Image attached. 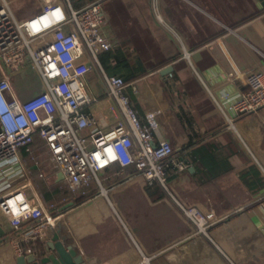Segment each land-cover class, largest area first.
Returning <instances> with one entry per match:
<instances>
[{"label": "crops", "instance_id": "obj_1", "mask_svg": "<svg viewBox=\"0 0 264 264\" xmlns=\"http://www.w3.org/2000/svg\"><path fill=\"white\" fill-rule=\"evenodd\" d=\"M101 1L104 31L129 55L108 63L119 74L136 68L126 81L137 87H127L129 99L152 139H167L186 168L169 172L163 187L140 174L124 179L116 163L98 175L105 193L95 179L72 190L34 135L19 148L20 160L0 168V194L29 181L25 194L58 218L22 242V263L0 219V264H45L54 233L77 264H264V212L252 207L264 197V108L236 115L229 107L243 89L231 75L264 72V7L257 0ZM95 80L96 68L85 82L101 96L103 82ZM14 90L20 99L39 91ZM100 200L104 207H95ZM181 205L213 206L224 219L199 232Z\"/></svg>", "mask_w": 264, "mask_h": 264}, {"label": "built area", "instance_id": "obj_2", "mask_svg": "<svg viewBox=\"0 0 264 264\" xmlns=\"http://www.w3.org/2000/svg\"><path fill=\"white\" fill-rule=\"evenodd\" d=\"M14 0H0V168L18 161L19 148L43 140L50 164L62 171L69 187L78 190L95 179L100 191L106 186L99 173L119 164L124 179L142 175L166 187L168 173L184 170L186 163L167 139L155 142L140 119L127 93L135 90L119 74H107L98 54L113 48L103 29L105 9L101 0H87L72 8L68 0H36V12L17 18ZM29 64L42 81L39 91L20 99L12 85V67ZM97 69L103 95L87 90L85 74ZM243 89L229 107L236 115L257 113L264 108V72L252 67L234 72ZM234 118L227 116L226 126ZM132 167V171H127ZM22 185L0 194V219L9 225L8 242L23 254L22 242L55 224L38 198L28 197ZM253 208L264 212V197ZM181 210L199 232L223 220L213 206H182ZM28 225L22 228V223Z\"/></svg>", "mask_w": 264, "mask_h": 264}, {"label": "rangeland", "instance_id": "obj_3", "mask_svg": "<svg viewBox=\"0 0 264 264\" xmlns=\"http://www.w3.org/2000/svg\"><path fill=\"white\" fill-rule=\"evenodd\" d=\"M11 7L16 17L19 19V18L27 17L28 15L37 11L38 4L35 2V0H14L12 2ZM26 66L27 67H22L20 69L15 67L11 68V71L13 72L12 85H14L15 89L19 94L23 93L25 90L26 92H30L34 88H38L40 90V87H42L43 85L41 79L37 77L36 71L29 64H27ZM96 82L99 84L101 83L98 80ZM102 178L103 177L101 176V180L104 181V178L103 179ZM91 182L93 184L96 183L95 181H91ZM96 187L97 189L99 188V185H97V183H96ZM30 189L32 190L31 187ZM104 199L106 201L105 197ZM102 203L103 202L100 200L99 202L94 204V206L97 208L102 207L103 206Z\"/></svg>", "mask_w": 264, "mask_h": 264}, {"label": "water", "instance_id": "obj_4", "mask_svg": "<svg viewBox=\"0 0 264 264\" xmlns=\"http://www.w3.org/2000/svg\"><path fill=\"white\" fill-rule=\"evenodd\" d=\"M264 7V0H257ZM170 66L164 67V71H169ZM4 233V228L0 223V236ZM44 248L47 250L41 261L45 264H77L74 259V254L71 252V245L66 244L61 240L57 233H54L50 238L46 239ZM25 261L24 255L16 257L17 263Z\"/></svg>", "mask_w": 264, "mask_h": 264}, {"label": "trees", "instance_id": "obj_5", "mask_svg": "<svg viewBox=\"0 0 264 264\" xmlns=\"http://www.w3.org/2000/svg\"><path fill=\"white\" fill-rule=\"evenodd\" d=\"M68 1H69L70 5L72 6V8H75V7L81 6L86 0H68ZM123 52H126V54L128 55V52L126 49H125V51H123L121 46L115 45L112 49H109L107 51H104V52H101L98 54V61L102 65L103 69L105 70V72L107 74H114V73L119 74V73H117V68H113L111 63H108V62L110 60H114V58L122 56ZM131 64L132 63H130V65ZM129 70H130V72L128 71V73H126V74H121V73L119 74L124 79V81L129 80V77L131 75H133V73L136 71V68L133 66V70L132 69H129ZM137 72L139 74L144 73L145 72L144 67L142 68V66H141L140 69L138 68Z\"/></svg>", "mask_w": 264, "mask_h": 264}]
</instances>
